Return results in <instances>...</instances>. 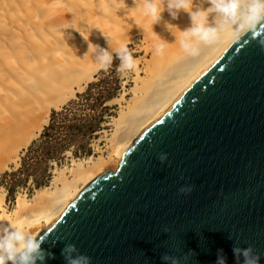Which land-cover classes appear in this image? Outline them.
Returning a JSON list of instances; mask_svg holds the SVG:
<instances>
[{"label": "water", "instance_id": "95a60500", "mask_svg": "<svg viewBox=\"0 0 264 264\" xmlns=\"http://www.w3.org/2000/svg\"><path fill=\"white\" fill-rule=\"evenodd\" d=\"M117 157L116 170L34 235L53 254L44 264H65L67 244L92 264H164L165 254L179 264H216L221 249L236 264L234 245L252 246L264 264L258 37L240 38Z\"/></svg>", "mask_w": 264, "mask_h": 264}, {"label": "bare ground", "instance_id": "6f19581e", "mask_svg": "<svg viewBox=\"0 0 264 264\" xmlns=\"http://www.w3.org/2000/svg\"><path fill=\"white\" fill-rule=\"evenodd\" d=\"M134 7V0H0V173L19 163L53 111L96 80L101 71L93 55L96 46L109 48L108 38L113 49L127 44L136 60L132 96L114 121L108 157L76 162L58 174L52 188L19 200L13 211L1 196L0 221L22 225L32 235L46 229L47 221L116 170L120 152L239 40L224 33L190 54L177 39L180 30L191 27L187 12L173 20L165 10L152 29ZM169 23L177 28L169 30ZM162 42L165 48L157 53Z\"/></svg>", "mask_w": 264, "mask_h": 264}, {"label": "clouds", "instance_id": "9594fccd", "mask_svg": "<svg viewBox=\"0 0 264 264\" xmlns=\"http://www.w3.org/2000/svg\"><path fill=\"white\" fill-rule=\"evenodd\" d=\"M135 7H140L143 16L151 21V27L162 21V13L166 10L175 20L180 12H187L191 27L181 31L182 37H177L181 48L190 54H196L198 44H209L218 40L221 34L231 33L235 39L251 34L258 37L261 46L264 39H259L260 30L264 28V0H134ZM206 5V6H205ZM211 18V20H210ZM171 30L177 28L166 24ZM108 38V37H107ZM109 48L96 46L93 53L100 70H108L118 60L116 72L120 76L127 75L136 68V60L127 44L121 43L112 48L108 38ZM92 45L90 44L89 50ZM165 43L156 46V52L162 53ZM161 161L167 155L160 157ZM190 187L180 189L181 193L190 192ZM230 238V237H229ZM43 240L24 230L22 225L10 221H0V264H44L48 256L53 254L42 248ZM236 264H260L261 257L252 247L241 248L233 246ZM65 264H92V258L81 254L74 244L65 245L62 250ZM54 258V256H53ZM164 264H179L176 258L168 255L161 257ZM216 264H227L223 250L218 251Z\"/></svg>", "mask_w": 264, "mask_h": 264}, {"label": "rangeland", "instance_id": "374dc122", "mask_svg": "<svg viewBox=\"0 0 264 264\" xmlns=\"http://www.w3.org/2000/svg\"><path fill=\"white\" fill-rule=\"evenodd\" d=\"M130 48L135 49L134 46H130ZM118 63L119 61L116 60L108 70H101L97 75L96 80L90 83H105V85H109V89L114 92V97L106 102V105L109 106V108L105 115L106 121L102 123V129L89 138V147L91 148L90 154H82L76 157L71 150H66L61 159L50 160L46 163L42 159H36L33 152H28L30 146L34 141L39 140L42 133L39 134L30 146L23 149L19 163L12 164L8 170L0 173V198L3 195L5 196V205L9 211L17 209L19 200L32 199L38 195L40 191L52 188L58 174L61 171H69L74 167L76 162L86 161L91 157H108L109 149L107 143L115 128L114 121L120 117L121 109L124 105L123 102L131 98V88L134 86L133 71L129 72L127 75L120 76L116 72V64ZM87 88L78 94H83ZM78 94L66 105L75 100H80ZM71 111L72 112H70L68 118L69 121L67 120L66 123H61V118L57 117L55 119L54 128H56L59 133L54 132L57 136L56 140L54 137L50 143H55L56 141L57 143L68 142L72 139L76 142L84 140L80 133H77L73 128H67V126L75 124L76 117H83L85 114H92L93 112L89 110L87 106H72ZM43 141H45V139L40 140L37 145H40ZM23 161L24 164L29 163L32 165L29 168V171H27V168L23 165Z\"/></svg>", "mask_w": 264, "mask_h": 264}, {"label": "trees", "instance_id": "16d2710c", "mask_svg": "<svg viewBox=\"0 0 264 264\" xmlns=\"http://www.w3.org/2000/svg\"><path fill=\"white\" fill-rule=\"evenodd\" d=\"M78 97L80 100L70 102L60 111L55 110L52 112L50 124L45 127L39 140L34 141L28 149L29 153L33 152L36 159H42L46 163L50 160H59L66 150H71L76 157L82 154H90L91 148L89 147V138L102 129V123L106 121L105 115L109 108L106 102L114 97V92L109 89V85H105V83H95L90 84L83 94H78ZM72 106H87L89 110L93 112L92 114H85L83 117H76V123L67 126V128H73L77 133H80L84 140L76 142L72 139L68 142L57 143L56 141L55 143H50L54 137L56 140L57 136L54 132L59 133V131L54 128L55 119L57 117L61 118V123H66L67 120L69 121L68 118L70 112H72ZM42 139H45V141L37 145ZM23 165L27 168V171H29V168L32 166L29 163L24 164V161Z\"/></svg>", "mask_w": 264, "mask_h": 264}]
</instances>
